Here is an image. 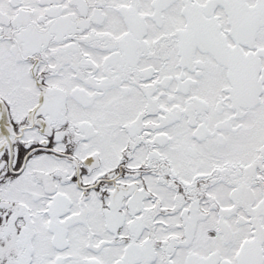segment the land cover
Here are the masks:
<instances>
[{"label":"snow or ice","instance_id":"snow-or-ice-1","mask_svg":"<svg viewBox=\"0 0 264 264\" xmlns=\"http://www.w3.org/2000/svg\"><path fill=\"white\" fill-rule=\"evenodd\" d=\"M0 264H264V0H0Z\"/></svg>","mask_w":264,"mask_h":264}]
</instances>
